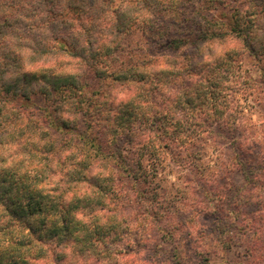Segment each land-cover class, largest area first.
Masks as SVG:
<instances>
[{"label": "clouds", "instance_id": "obj_1", "mask_svg": "<svg viewBox=\"0 0 264 264\" xmlns=\"http://www.w3.org/2000/svg\"><path fill=\"white\" fill-rule=\"evenodd\" d=\"M0 264H264V0H0Z\"/></svg>", "mask_w": 264, "mask_h": 264}]
</instances>
